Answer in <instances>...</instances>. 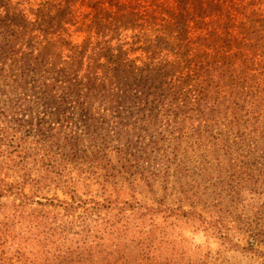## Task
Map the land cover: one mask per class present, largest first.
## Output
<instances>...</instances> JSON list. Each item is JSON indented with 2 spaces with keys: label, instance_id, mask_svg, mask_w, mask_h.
<instances>
[{
  "label": "rangeland",
  "instance_id": "1",
  "mask_svg": "<svg viewBox=\"0 0 264 264\" xmlns=\"http://www.w3.org/2000/svg\"><path fill=\"white\" fill-rule=\"evenodd\" d=\"M6 1L9 15L23 17L24 52L36 57L45 51L44 68L57 64L71 72L65 63L82 51L78 81L97 68L103 88L121 102L115 108L95 96L83 106H65L52 120L31 94L24 113L47 121L48 135L60 137L54 149L59 166L31 165L40 190L29 182L24 193L34 202L70 203L76 196L128 207L123 214L85 217L81 207L68 211L40 200L24 214H36L54 237L31 244L6 240L0 264H264V23H257L264 21V0H217L220 10L202 25L188 21L184 38L168 36L162 22L169 18L160 7L174 10L175 0H135L142 17L106 36L89 31L94 16L115 14L117 1L132 0ZM41 5L50 19L36 17ZM5 12L0 6V19ZM253 12L261 17L248 19ZM216 71L228 76L217 79ZM49 79L30 74L28 85L41 91ZM12 85L0 80V109L17 103ZM87 92L82 88L78 100ZM69 138L77 151L72 158ZM2 178L19 180L12 171ZM0 203L14 209L19 200ZM104 220L116 221L117 231L99 236L96 226Z\"/></svg>",
  "mask_w": 264,
  "mask_h": 264
},
{
  "label": "trees",
  "instance_id": "2",
  "mask_svg": "<svg viewBox=\"0 0 264 264\" xmlns=\"http://www.w3.org/2000/svg\"><path fill=\"white\" fill-rule=\"evenodd\" d=\"M132 2H135V0L130 1L129 4L119 6L117 1L115 7H118V11L115 14H105V18H99L105 16L104 14L102 16L96 14L92 24L88 27L89 31L94 30L97 35L106 36L109 32L116 34L119 29L133 27L142 15L139 11L135 12L138 9V5L133 6ZM174 4L176 7L174 10H170L169 8L162 9L160 7V10L169 18V20L162 18V22H165L167 35L170 37L176 34L178 38H184L188 21H195L197 24L202 25L204 18L211 17L220 10L217 0H175ZM0 6L6 11L4 17L0 19V80L3 84L11 82L14 85L12 93L19 96L18 104L9 105L7 103L4 108L0 109V201L2 198L9 196H13L14 200H19V204L14 205V209H7L5 208L7 205L0 203V247L9 239L12 243L26 242L27 244H31L35 240L48 242L49 239L54 237L53 230L50 231L48 229L46 231L44 228L45 225L47 227L50 225L42 222L36 214H24V210L29 205L33 207L34 203H39L38 201L40 200L45 201L46 204L58 203L59 205H63L68 211H74L77 207H81L84 212L83 216L85 217H89L92 211L98 213L105 212L106 216L113 211L123 214L128 206L117 201H108L107 205L99 202L87 203L77 199L76 196H72L70 203L67 201L60 202L55 198L48 200L45 198L39 199V197H37L38 201L34 202L24 193L25 186L29 182L40 190L42 180L40 178L31 179L30 177L32 166H36L37 170L43 167L54 169V167L59 166L58 160L55 159L57 157L54 149H57L55 147L60 145V137L48 135V130L45 128L47 121L42 119L34 122L33 117L26 118L30 114V111L24 113L26 110H29L28 105L31 94L40 103L42 102L41 106L47 109V111L49 110L52 120L60 118L65 106L73 102L78 106H83V104H87L95 96L100 98L102 105L107 104L116 108L121 102L118 101L116 95L109 94L103 88L101 84L102 79L97 77V68L89 67L82 76V79L78 81V72L82 69V51L74 52L72 62L65 63L67 67H71V72H68L65 67L58 68L57 64L44 68L45 51L34 57L23 50L26 33L25 26H23V17L20 14L9 15V2L6 0H0ZM42 7L43 5L37 9L36 17L40 20L50 19L45 18L49 15ZM243 9H249L248 5ZM145 14L149 16L148 12H145ZM247 15L248 19L261 17L256 12L252 14L247 13ZM59 18L62 21L65 19V10L61 16L59 15ZM196 18L199 20H195ZM255 22L257 21H252L251 23ZM257 23H264V21L260 20ZM225 27H228V25L226 24ZM212 34L211 32L209 36ZM256 35L257 38H262L260 33L257 32ZM162 41L158 37L154 39V42L157 44H161ZM196 42L203 45L205 38L199 37L196 39ZM26 46L29 47L30 43ZM51 46L49 45V47ZM42 73L48 79L50 78L49 80H52V82L48 84L42 82L41 91L36 86L28 85L30 74L35 77L40 76ZM168 73V71L165 72V74ZM206 75L211 76L212 73L207 72ZM226 76H228V71H216L217 79L222 80ZM81 85L84 86L82 88L88 91L81 97L83 101L78 100V94L82 92V88H78V86ZM154 85L149 87L153 89ZM149 87L146 89L148 90ZM100 89H102V93ZM95 92L96 94L93 95ZM85 125L88 131H92L93 128L87 121H85ZM34 134L39 138L34 139ZM65 145L71 151L67 156L69 155L71 158L77 156L76 145L72 144L70 138L67 139ZM9 171H12L14 175L16 174L19 180L8 183L2 178V175H8ZM39 205L41 204L39 203ZM119 206L121 208H118ZM137 209L140 211L141 209L146 211L154 210L151 207L142 206H138ZM117 226L118 223L116 221L104 220L96 226V233L99 236L113 234V232L117 231Z\"/></svg>",
  "mask_w": 264,
  "mask_h": 264
}]
</instances>
